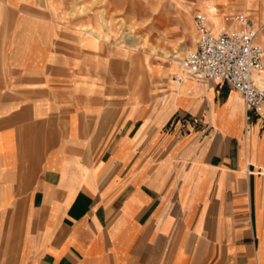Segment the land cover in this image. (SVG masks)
<instances>
[{
    "label": "crops",
    "instance_id": "0c3cea01",
    "mask_svg": "<svg viewBox=\"0 0 264 264\" xmlns=\"http://www.w3.org/2000/svg\"><path fill=\"white\" fill-rule=\"evenodd\" d=\"M76 32L0 48V264H264V120L204 78L100 100Z\"/></svg>",
    "mask_w": 264,
    "mask_h": 264
},
{
    "label": "rangeland",
    "instance_id": "374dc122",
    "mask_svg": "<svg viewBox=\"0 0 264 264\" xmlns=\"http://www.w3.org/2000/svg\"><path fill=\"white\" fill-rule=\"evenodd\" d=\"M5 1L0 0L4 14L0 18V48L7 49L14 42L24 49H65L74 56L79 41L76 30L83 33L84 48L77 57L83 61L87 80L99 83L100 100H123L125 92L112 93L108 87L123 89L124 85L137 95L144 91L148 103L150 96L157 99L156 107L163 101L165 105L170 100L168 82L173 83L176 73L169 71L167 81L160 82V73L172 68L174 60L162 52L182 50L185 58L195 49L193 18L197 13H204L217 30L223 25L235 27L226 19L244 14L263 27L259 36L264 34V0H55L54 4L40 0L42 7L21 6L18 10ZM213 9L218 15H211ZM91 52L98 72L86 70ZM144 60L152 68L148 77L143 72Z\"/></svg>",
    "mask_w": 264,
    "mask_h": 264
},
{
    "label": "built area",
    "instance_id": "2783aa9c",
    "mask_svg": "<svg viewBox=\"0 0 264 264\" xmlns=\"http://www.w3.org/2000/svg\"><path fill=\"white\" fill-rule=\"evenodd\" d=\"M226 22L236 26L223 25L213 31L204 14L194 16L196 47L183 59V70L236 90L246 110L264 120V89L256 80L264 72V49L257 42L259 31L244 14ZM174 81L184 82L183 73L174 75Z\"/></svg>",
    "mask_w": 264,
    "mask_h": 264
},
{
    "label": "bare ground",
    "instance_id": "6f19581e",
    "mask_svg": "<svg viewBox=\"0 0 264 264\" xmlns=\"http://www.w3.org/2000/svg\"><path fill=\"white\" fill-rule=\"evenodd\" d=\"M6 2H8V0L6 1ZM200 13H202V12H200ZM202 14H204V13H202ZM205 15V14H204ZM211 15H218V12H217V10H215V9H213L212 10V14ZM206 16V15H205ZM207 17V16H206ZM207 19H208V22H209V18L207 17ZM209 25H210V22H209ZM231 26V25H230ZM210 28L212 29V27H211V25H210ZM213 30V29H212ZM214 31V30H213ZM90 33V32H89ZM95 35V34H94ZM258 39H259V41H261L263 44H264V34H261L260 36H258ZM259 44V43H258ZM260 45V44H259ZM261 46V45H260ZM264 49V48H263ZM162 54L164 55V56H167V57H171V58H174V60H173V62H172V64H173V67L172 68H170L168 71H166V73L165 72H162V73H160V76H161V78H160V82H166L167 80L166 79H168L170 76H169V74L167 75V73H169V71L170 72H174V73H176V75L177 74H182L183 73V76H184V79L186 80V79H188V78H194V79H199V78H204V77H202V76H198V75H191L189 72H184V70H183V66H182V61H183V52H182V50H178V51H175V52H172V53H170V52H166V51H164V52H162ZM144 62L146 63L145 64V66H144V70H143V72H146V74L145 75H147V77H148V74H150L151 73V67L149 66V64L147 63V60H144ZM177 71L179 72V73H177ZM143 72H142V74H143ZM173 73V74H174ZM263 74V75H262ZM262 74H261V79H260V77H259V79H258V81H259V83H260V85L262 86V87H264V72H262ZM147 77H146V79H147ZM205 79V78H204ZM140 80H141V78H140ZM214 81V80H213ZM164 84V83H163ZM175 84H177V83H175ZM175 84H170L171 85V88H170V92H173V85H175ZM177 86V85H176ZM171 94V93H170ZM154 98V97H153Z\"/></svg>",
    "mask_w": 264,
    "mask_h": 264
}]
</instances>
